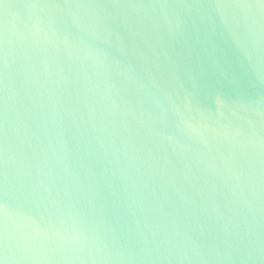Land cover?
Wrapping results in <instances>:
<instances>
[{
  "label": "clouds",
  "instance_id": "obj_1",
  "mask_svg": "<svg viewBox=\"0 0 264 264\" xmlns=\"http://www.w3.org/2000/svg\"><path fill=\"white\" fill-rule=\"evenodd\" d=\"M2 11L0 264H264V0Z\"/></svg>",
  "mask_w": 264,
  "mask_h": 264
},
{
  "label": "water",
  "instance_id": "obj_2",
  "mask_svg": "<svg viewBox=\"0 0 264 264\" xmlns=\"http://www.w3.org/2000/svg\"><path fill=\"white\" fill-rule=\"evenodd\" d=\"M27 2V0H0V29H2L3 25V11H2V5L4 3L8 4H22ZM27 162L32 163L35 165L36 161L31 160V157H29V160ZM95 167V165H93ZM33 177H35V167L32 168ZM184 193L189 197L190 200L195 201V212L196 216L199 217L200 222L204 223L206 220V213L210 215L211 213V207L213 204H215L217 207L223 209L224 201H225V195L222 193H226L227 190L224 188H221L220 191H213L210 185H205L201 182H195L191 189H189L188 184H184L183 186ZM106 195V194H105ZM173 199H176V196H173ZM201 201H204V206L201 207ZM108 203V211L113 215V217H116L117 215L123 216V212L121 211L119 214L116 209H113L111 206V200H107ZM193 209L190 208L187 215H184V213H181V216L178 217L179 219L185 220L188 224L195 223V217L192 215Z\"/></svg>",
  "mask_w": 264,
  "mask_h": 264
}]
</instances>
